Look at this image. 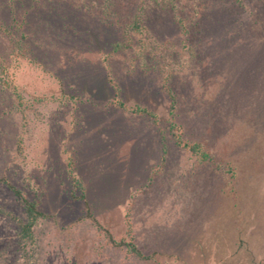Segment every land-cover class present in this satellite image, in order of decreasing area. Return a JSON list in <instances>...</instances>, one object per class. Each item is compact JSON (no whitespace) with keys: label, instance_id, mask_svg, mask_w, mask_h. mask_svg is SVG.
I'll list each match as a JSON object with an SVG mask.
<instances>
[{"label":"rangeland","instance_id":"obj_1","mask_svg":"<svg viewBox=\"0 0 264 264\" xmlns=\"http://www.w3.org/2000/svg\"><path fill=\"white\" fill-rule=\"evenodd\" d=\"M177 2L197 54L172 83V115L208 161L165 137L172 98L156 72L119 55L106 79L104 56L138 0L102 19L72 0H0V177L48 214L23 251L0 213V264H264V0ZM150 12L154 35L177 45L170 8ZM114 82L158 123L117 107ZM0 205L22 213L2 181Z\"/></svg>","mask_w":264,"mask_h":264},{"label":"trees","instance_id":"obj_2","mask_svg":"<svg viewBox=\"0 0 264 264\" xmlns=\"http://www.w3.org/2000/svg\"><path fill=\"white\" fill-rule=\"evenodd\" d=\"M72 2L77 7L81 6L84 10L91 11L88 12L89 14H93L95 13L94 11H97L101 19L109 18L111 15L119 13L117 12L119 0H72ZM158 6L168 7L172 11V18L182 35L177 45L163 43L154 35L149 27L148 17L151 13L150 11L153 7ZM180 11L181 9H179L177 0H149V2L138 0L137 7L132 11L126 12L123 16L118 15V17L121 16V21L118 22V37L111 42L110 51L104 56L107 63L106 69H109L107 70L106 79L108 82H113L110 70L111 58H115L119 55L129 59L132 70L156 72L159 75L160 85L166 89L167 93L172 98L170 108L172 120H170L167 131H163L165 137L172 139L175 145L186 149L191 155L199 157L203 161H208L211 160L212 157L203 148L202 142L200 140L188 141L184 139L181 136V124H176L172 115L174 100L176 98L175 93L172 92V83L191 68L197 54V44L195 40L189 38L190 30ZM262 30L257 40H260L261 44H263L260 46L259 59L264 64V28ZM15 48L18 49L17 52H14L15 57H19L23 54L18 39L14 40L12 49ZM2 81L7 85H12L11 82L5 78L2 79ZM12 86L15 91V85ZM111 86H113L115 91L113 103L117 107L131 114L149 116L154 122L158 123V115L155 112L145 105H140L138 103H133L132 105L128 104L118 96L119 87L116 83H112ZM104 87L108 86L105 84ZM105 91H108V89L106 88ZM17 96L19 97V94H17ZM163 152H166L165 149ZM0 181L10 187L16 198L21 202V214L15 213L4 205H0V213L6 215L15 222L17 242L20 248L26 251L27 247H33L36 244L35 226L37 222L41 218L47 217L48 214L41 208L38 198L26 196L19 187L3 177H0ZM78 184L80 185L81 182L78 181ZM80 193V196H85V191H81ZM84 203L88 206L86 200H84ZM107 236L114 244L125 245L128 251L141 258H153L154 251L145 254L134 241L132 234L116 239L107 231Z\"/></svg>","mask_w":264,"mask_h":264}]
</instances>
